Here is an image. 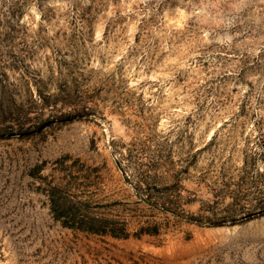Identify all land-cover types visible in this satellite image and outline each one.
<instances>
[{
	"label": "rangeland",
	"instance_id": "rangeland-1",
	"mask_svg": "<svg viewBox=\"0 0 264 264\" xmlns=\"http://www.w3.org/2000/svg\"><path fill=\"white\" fill-rule=\"evenodd\" d=\"M0 21L42 43L0 74V130L31 118L0 135V264H264V0H0ZM55 184L129 238L63 228Z\"/></svg>",
	"mask_w": 264,
	"mask_h": 264
},
{
	"label": "trees",
	"instance_id": "trees-1",
	"mask_svg": "<svg viewBox=\"0 0 264 264\" xmlns=\"http://www.w3.org/2000/svg\"><path fill=\"white\" fill-rule=\"evenodd\" d=\"M13 32L17 33L15 28L11 26L9 22L2 23L0 21V74L4 68L15 66L17 63L23 62L26 57L33 53V49H35V47H38L42 44L40 41H37V44L34 43L30 45L29 43L23 41V45L19 47L18 44H15V38L12 36ZM16 111L18 116H16L17 119H14V121L18 122H16V124L15 122L12 123L13 126L15 125V128L11 127L10 130H0V135L2 133L9 135L12 133L11 131L19 130L27 121V123L31 121V118H28V111H24V107H18ZM72 111L74 115H90L88 108H82V110L79 112L78 110ZM39 122V127H42L46 124L47 120H40ZM133 177L135 176L133 175ZM136 177L137 182L135 183V188L139 190V193L141 191V194L148 191L150 186L156 183L154 182L155 178L149 176L143 177V175L138 174ZM172 179L174 178L172 177ZM164 186L166 190L172 188V186H168L166 184H164ZM80 194L81 193H79V195L73 193L67 186L64 187L62 184H55L50 187V189L47 191V197L49 199L50 212L53 215L55 221L59 222L63 228L72 230L74 232L111 237L114 239L129 238L126 231L119 230L114 221L103 218L89 217L84 214L82 206L85 202L82 201ZM150 195L151 194L147 193L146 196L144 195L143 197H146L145 199L150 202ZM156 201H158L157 203L161 206L162 211L175 215H181L177 214L178 212H176V209H172L171 207L167 206L169 201L168 193L165 192L157 196ZM256 210L264 211V200L259 204V206H257Z\"/></svg>",
	"mask_w": 264,
	"mask_h": 264
}]
</instances>
